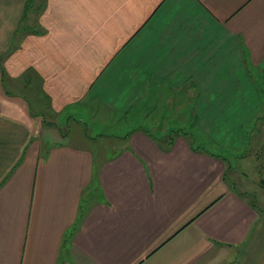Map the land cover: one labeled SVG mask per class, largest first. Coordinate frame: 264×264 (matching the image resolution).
Segmentation results:
<instances>
[{"label": "crops", "instance_id": "obj_1", "mask_svg": "<svg viewBox=\"0 0 264 264\" xmlns=\"http://www.w3.org/2000/svg\"><path fill=\"white\" fill-rule=\"evenodd\" d=\"M32 2L0 10V264H264L227 174L262 108L264 0H43L18 38ZM165 90L196 99L178 128Z\"/></svg>", "mask_w": 264, "mask_h": 264}, {"label": "rangeland", "instance_id": "obj_2", "mask_svg": "<svg viewBox=\"0 0 264 264\" xmlns=\"http://www.w3.org/2000/svg\"><path fill=\"white\" fill-rule=\"evenodd\" d=\"M42 1L43 0H33L32 4L30 3V7L28 4L29 9L28 12L26 11L25 13L27 17L25 18L24 22H23V18L21 17L22 20H20V24H19L20 26L16 32V35L21 34L18 36V38L22 37V35H24V33L26 32V30H28V28L30 29L32 28V31L36 29L33 28V26L35 19L37 18V14L40 9V6H43L44 4ZM2 3L0 1V5H2ZM0 10H3V5L0 7ZM29 14L31 16L30 19L28 18ZM256 84L258 85V87L259 86H261L262 88L264 87V82H262L261 80L258 82L256 81ZM0 85H1L0 88L2 90L4 89L14 90L12 85L8 83L5 79L2 81V83H0ZM263 91H261L260 93L262 108L256 115H254L251 121L243 125L241 133L244 136V146L242 147V149L237 150L232 155H230V157L228 158L229 164L227 171L228 179L230 180V182L232 181L233 189L244 194L246 199L252 202L256 206V208L259 211V216L261 218H264V92ZM159 96H156L157 99L155 98V100L158 101V103H156L157 105H159L158 107L161 108L162 106L166 105L167 109L174 108L173 114L167 113V115H169L168 117H174L178 119V120L174 118L168 119V121L169 120L171 121L173 119L174 121L177 120L176 122H174V124L173 123L171 124L172 126L171 128H173V125L178 128V126L183 125L185 124V122L188 121V119L191 117V114H187L188 108H190L191 105L194 104V101H196V99H192L191 101L189 100L190 99L189 96L183 93L176 94V96H173V93H169L167 92V90H165L164 93H159ZM169 96L170 99H165L166 97ZM93 113H95V110L93 111ZM138 114H139L138 115L139 123L140 124L143 123L144 124L143 126L150 129L152 133H155L157 131L156 130L157 127L150 120L153 119V121L155 122L158 121L165 122V119H162L161 117L162 114H159L158 112L156 113V110L153 113H147L146 111H143L142 113H138ZM134 115L135 114H133V116ZM38 116L40 115H36L34 117H38ZM93 116L94 117L92 119V122L96 127H99V130H95L91 128L88 131V134L91 137H96L94 135L98 131L109 132L107 126L105 129L102 130L103 128L102 122H104V119L100 117V114L97 113L96 115ZM126 119H127L126 124L127 125L128 123L131 124V116L130 117L127 116ZM76 123L77 122L72 121L69 125H67L65 120H62L60 123L53 124V126L55 127L58 126V129L62 130V135L64 134V138L66 137L68 140L82 142L83 139L85 140L87 139V137L85 136L87 131H84L82 127H76L77 125ZM139 123L137 125L138 127H139ZM84 125L82 126L84 127ZM101 139L102 140H96V142L94 143L96 148L102 151L104 148L109 149L110 144L113 142L112 141L109 142L108 138L105 139L101 138ZM205 147L208 148L209 151L214 153L213 151L214 149L212 150L210 147H207L206 145ZM229 154H230L229 152H226L223 155L229 156Z\"/></svg>", "mask_w": 264, "mask_h": 264}, {"label": "trees", "instance_id": "obj_3", "mask_svg": "<svg viewBox=\"0 0 264 264\" xmlns=\"http://www.w3.org/2000/svg\"><path fill=\"white\" fill-rule=\"evenodd\" d=\"M176 133H179V131H176ZM176 133H175V134H176Z\"/></svg>", "mask_w": 264, "mask_h": 264}]
</instances>
